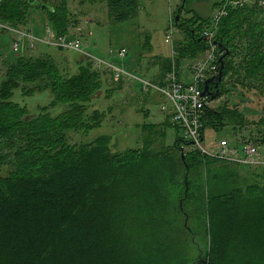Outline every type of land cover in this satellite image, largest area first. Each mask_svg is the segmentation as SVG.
Wrapping results in <instances>:
<instances>
[{"label":"trees","instance_id":"obj_1","mask_svg":"<svg viewBox=\"0 0 264 264\" xmlns=\"http://www.w3.org/2000/svg\"><path fill=\"white\" fill-rule=\"evenodd\" d=\"M69 1L36 0L48 6L43 10L29 0H0V18L18 27L25 25L30 8H38L48 12L56 35H69ZM226 1L217 0L214 7ZM106 2L115 23L138 14L140 0ZM258 2L226 6L217 38L225 49L221 53L230 54L217 99L228 75L238 86L264 88V10ZM185 9L174 14L176 26L183 23L176 18ZM194 19L199 30L212 24L210 18ZM199 30H188V38L178 42L179 61L167 58L154 82L163 83L174 61L180 65L185 58H199L206 48ZM82 56L86 63L73 74L50 55L27 52L8 62L0 83V264H187L199 259L197 264H264V173L251 170L249 177L239 166L197 150L183 153L180 137L168 150L154 151L150 146L165 137L162 128L153 129L156 140L147 139L145 147L124 152L112 150L108 135L73 142L76 134L98 127L104 115L93 105L103 72ZM208 85L209 91L217 90L214 82ZM17 91L22 96L49 93L53 106L31 112L15 99ZM218 123L237 129L248 125L237 107L208 106L203 130ZM252 131L264 143L261 129ZM213 163L219 169H211ZM185 168L193 176L188 185L178 180ZM205 169L210 175L203 180ZM162 176L172 179L175 195L182 188V206L179 196V205L175 198L158 203ZM222 181L223 187L215 184ZM212 183L215 189L209 188ZM196 238L210 247L192 260L191 252L181 251Z\"/></svg>","mask_w":264,"mask_h":264},{"label":"rangeland","instance_id":"obj_2","mask_svg":"<svg viewBox=\"0 0 264 264\" xmlns=\"http://www.w3.org/2000/svg\"><path fill=\"white\" fill-rule=\"evenodd\" d=\"M106 1L70 0L67 6L70 10L67 22L69 35L81 37L83 41L82 50L85 53L92 54L98 59H106L119 67L124 66L138 78L149 81L160 79L164 69L163 62L167 58L171 57L179 61L178 42L188 38V30H199V26L196 28V25H194V18L199 15L212 20L219 9L214 7L213 4L217 0H186V9L181 13V20L182 18L184 19L183 23L181 22L179 26H176L173 22L174 14L182 7L184 0H140L137 16L125 22L115 23L110 16L111 11ZM55 2L56 0H48L51 5ZM263 2L264 0H259L257 7L264 10V7H260L264 6ZM27 13L25 25L17 28L23 32H33L34 37L42 42H53L49 31V29L53 30V28L48 12L41 11L38 8H30ZM202 29L198 33L200 36ZM13 35L17 38V35L10 30L0 29V83L5 77L7 66L10 64L8 62L14 60L15 56L24 55L27 52L34 55V57L52 56L56 62L61 64L62 68L68 67L71 69L72 72L69 74L77 72L81 63H86V59L82 56L83 52L64 50L42 43L35 44L30 50H25L26 47L21 45L20 51L17 52L14 50V39L16 38ZM169 35L172 38L174 37L173 43L167 42L166 39ZM26 42L30 44L27 38L20 41V43ZM34 42L36 41L34 40ZM122 49L128 52L123 61L116 58V55ZM84 55L86 56V54ZM86 58L88 59L87 56ZM191 61L190 58H185L181 60L180 65L174 61L171 69L181 71L185 79L190 82V78H192V72L189 70ZM69 69L67 70L68 72H70ZM64 74L66 75V73ZM101 80L102 86L97 98L93 101V105L94 108L104 114L102 121L98 127L91 128L89 132L76 134L73 137L74 143L89 142L99 136L108 135L111 138L112 150L124 152L128 148L145 147L147 139L156 140L157 133L155 134L153 129L159 131L162 128L165 132L164 139H158L156 144L150 147L154 151H163L174 146L179 137L183 138L182 130L176 127L172 120L162 112V104L164 103L162 94L154 89L150 91L142 90L140 83L128 79L127 76L115 81L111 72H103ZM223 83V96L211 103L210 107H237L248 121L247 126L249 127L237 129L232 125L222 127L220 123L215 124V127L209 125L205 129L206 145L211 148L216 142L221 140L229 142L252 140L264 156V143L261 141L259 143L257 135L252 131L253 128H258L261 129L260 137L264 135V88H258L254 83H252L254 86H249L248 84L245 87L242 85L238 86L229 75ZM15 95V99L27 104L31 112H37L40 109L53 106L49 93L35 92L30 94L31 96H22L17 91ZM148 125H156V127L151 128L152 126ZM251 137L253 139H250ZM179 145L182 147L181 151L183 153L187 152L184 149H187V146L183 141H180ZM210 166L213 170L219 169L217 168L219 164L213 163ZM254 169L237 167V170L244 172H241V174L249 177L252 176L251 170L252 172L259 170L264 173L263 167H255ZM201 174L203 175V180H205L210 175V170L207 171L205 169L201 171ZM244 178V176H241L240 179L246 180ZM160 180L157 195L155 196L158 198V203L161 205L166 203V200L169 202L170 199L173 200L175 198V203L179 205L180 202V206H182L184 203L182 188L181 190L177 189L178 194L175 195L177 187L175 188V185L171 184L172 179L162 176ZM178 180L181 184L186 182L188 185L193 180V176L185 168L178 175ZM215 184L223 187L226 182L222 181L220 184ZM209 188L215 189V185L212 183ZM178 196L179 202L177 200ZM187 229L191 230V227L188 226ZM187 243L188 245L181 252L182 254L191 252L192 257L195 256L191 258L192 260L199 258L200 252L205 255L210 247L200 238H196L194 241L189 240Z\"/></svg>","mask_w":264,"mask_h":264},{"label":"built area","instance_id":"obj_3","mask_svg":"<svg viewBox=\"0 0 264 264\" xmlns=\"http://www.w3.org/2000/svg\"><path fill=\"white\" fill-rule=\"evenodd\" d=\"M250 3H254V0H227L218 9L212 19L211 26L204 28L201 32V37L206 42V48L199 58L191 61L189 70L192 72V78H190V82L185 79L181 71H177L176 69L169 70L163 83L138 78L124 66L119 67L106 59H98L92 54L85 53L82 50L83 41L81 39L70 37L69 35L58 36L52 29H49V31L53 42L48 43L36 39L33 32H23L17 27L2 21L1 18L0 29L10 30L17 35V38L13 35L16 38L14 39V50L17 52L20 51L21 45L32 49L35 44L39 43L55 46L64 50L83 52L90 59L93 67L97 71L111 72L116 80L127 76L128 79L140 83L144 91L156 90L164 96L162 112L183 132L181 141L186 144L187 149L184 148L186 151L197 150L203 157L255 170V167H263L264 169V156L252 140H238L235 142L221 140L216 142L211 148H208L205 143V130H203L205 109L215 101L211 99L210 95L204 93L206 84L209 79L214 78L220 73V57L222 53L220 52V43L217 38L220 21L228 13L226 9L228 4L242 6ZM24 38H27L30 44L27 42L20 43ZM166 40L169 43H173L174 37L172 38L169 35ZM127 54L128 52L122 49L118 52L116 58L123 61Z\"/></svg>","mask_w":264,"mask_h":264},{"label":"water","instance_id":"obj_4","mask_svg":"<svg viewBox=\"0 0 264 264\" xmlns=\"http://www.w3.org/2000/svg\"><path fill=\"white\" fill-rule=\"evenodd\" d=\"M30 3L34 4L36 3L37 5H40L41 6V9H46L48 6L45 5V4H42L41 2H36V0H29ZM185 2L186 0H184V4L182 5V7L184 8L185 7ZM180 14L177 15V18H176V21L177 23L180 21ZM225 49L223 47L220 46V52H223ZM229 51H227L225 54L223 53L221 58H220V62H221V65H220V73L215 76L214 78L212 79H209L207 81V86H206V90H205V94L207 95H210L211 96V99L212 100H216L220 95H221V83L223 81V78H224V69L226 68V62H225V58L229 55ZM210 82H214L216 84V87H217V90L215 92H211L209 91V83ZM184 157V156H183ZM202 260L199 259V260H196V261H192V262H189L187 264H197L198 262H201Z\"/></svg>","mask_w":264,"mask_h":264},{"label":"crops","instance_id":"obj_5","mask_svg":"<svg viewBox=\"0 0 264 264\" xmlns=\"http://www.w3.org/2000/svg\"><path fill=\"white\" fill-rule=\"evenodd\" d=\"M216 2V1H215ZM213 4H214V2H213Z\"/></svg>","mask_w":264,"mask_h":264},{"label":"bare ground","instance_id":"obj_6","mask_svg":"<svg viewBox=\"0 0 264 264\" xmlns=\"http://www.w3.org/2000/svg\"><path fill=\"white\" fill-rule=\"evenodd\" d=\"M56 234V233H55ZM53 236V235H52Z\"/></svg>","mask_w":264,"mask_h":264}]
</instances>
